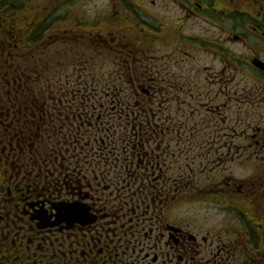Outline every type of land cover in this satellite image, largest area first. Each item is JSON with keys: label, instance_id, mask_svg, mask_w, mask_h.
Segmentation results:
<instances>
[{"label": "flooded vegetation", "instance_id": "obj_1", "mask_svg": "<svg viewBox=\"0 0 264 264\" xmlns=\"http://www.w3.org/2000/svg\"><path fill=\"white\" fill-rule=\"evenodd\" d=\"M2 3L0 264L219 263L220 250H200L209 232L199 239L172 214L177 191L160 187L158 163L171 160L142 158L140 173L115 195L114 180L127 176L114 174L110 160L98 162L95 142L89 156L83 151L78 98L68 91L82 80L81 49H2ZM149 3L154 12L136 0H107L90 17L95 45L105 38L107 49L125 50L127 36L141 39L132 63L139 62L140 81L152 71L157 112L174 120L156 127L160 136L170 133L176 147L178 132L187 133L189 173L193 166L264 167V0ZM110 59L111 67L118 63ZM95 122L91 116L90 130ZM252 180L261 192L264 173Z\"/></svg>", "mask_w": 264, "mask_h": 264}, {"label": "trees", "instance_id": "obj_2", "mask_svg": "<svg viewBox=\"0 0 264 264\" xmlns=\"http://www.w3.org/2000/svg\"><path fill=\"white\" fill-rule=\"evenodd\" d=\"M28 1L3 0L1 10L6 16V21L5 34L1 38L2 49H52L58 45L57 47L71 48L69 53L72 55L73 49H81V83L78 86H66V89L68 87V91L78 98L77 105L82 117L80 132L83 151L89 154L94 142L96 155H104L109 149L113 163L111 168L114 170L119 166L121 171L118 174L127 176L124 179L127 183L129 177L140 173L138 166H141L142 158L150 161L148 165L156 163L157 161L151 160L157 157L163 158V161L171 160L172 164L158 162L161 164L162 174L160 187L177 191V197L183 192L179 199L191 198L181 200L179 205L210 200L215 191V183L201 182L198 180L199 176L194 175L192 186L187 183L192 175L186 169L187 164L179 166L177 163L175 151L179 146H170V133L165 132V136L161 137L156 129L160 125L167 126L169 120L174 124V120L167 115L162 117L157 112L159 89L152 80L154 74H149L152 71L146 73L145 81H140L139 62L132 63V59L139 56V50L128 47L125 50L107 49L105 38H97L95 45L96 39L92 36L94 25L85 17L83 21L78 22L75 12H70L74 5H57L60 14L50 19L51 14L46 16L41 11L31 13L29 8L27 10V7L22 6ZM130 8L132 13L137 14L136 7ZM64 18L66 19L62 20ZM84 20H88L87 23H84ZM128 23L134 28L131 20ZM132 40L137 47L136 38L133 37ZM112 57L117 59L118 63H113L111 67L109 61ZM122 59L131 62L125 64ZM101 63L103 66H100ZM103 69L108 70L107 78ZM144 91L147 96L142 93ZM33 108L38 109L36 105ZM91 116L96 119L94 130H90ZM175 125L180 130L179 124ZM180 134L178 132L177 136ZM181 139L182 136L174 139L173 143L178 141L181 145ZM184 145L186 147V142ZM116 181L118 179H115L114 183ZM233 186L215 192L214 195L229 204V208L242 222L245 232L240 241L230 242V245L225 247L228 252L223 253L224 256L219 258L217 264H264V188L261 192H253L251 196L247 193L242 196L244 199H240L238 194L232 191L236 189V186ZM139 189L142 190L143 187ZM154 189L158 190L159 187L155 185ZM235 255L240 257L236 258Z\"/></svg>", "mask_w": 264, "mask_h": 264}, {"label": "rangeland", "instance_id": "obj_3", "mask_svg": "<svg viewBox=\"0 0 264 264\" xmlns=\"http://www.w3.org/2000/svg\"><path fill=\"white\" fill-rule=\"evenodd\" d=\"M144 1H147V3H144ZM136 2L138 4L140 3L141 5L145 6L147 9L154 12L153 6H151V4L149 3L150 0H136ZM72 5L74 6L73 8L70 7L71 8L70 12H75L76 14L75 18L78 19V22H80L83 21L84 17L90 20V17L93 15L94 11L100 12L105 10L107 8V0H80ZM22 6L27 7V10L30 9L31 13L32 11L36 13L41 11L46 16H49V14H51L49 16L50 19L52 17L56 18L60 14L59 10H57L58 9L57 5H49L48 3H46L45 0H31V1L29 0L28 3H24V5ZM23 9L26 10L25 8ZM65 19L66 18H64V20ZM86 21L88 20H84V23H87ZM196 23L197 21H195L194 27H196ZM77 33H79L78 30ZM132 39L133 38L130 36L129 37L127 36L125 38V45H127L126 47L130 49H139L141 46V39L138 40L136 38L135 40L136 43L139 45V47H135L132 44L133 42ZM148 41H151V43L154 41L152 36L148 38ZM57 46L58 45H55L54 48L52 49H71L68 48L67 46L66 48L65 46H60V47ZM148 46H150V42ZM100 66H103V64L101 63ZM103 73L107 78L108 70L103 69ZM186 139H187V133L182 134V139L180 142L181 145H178L179 148L176 149L175 151V157L178 158L177 163L179 166L186 165L185 163L187 161V158L190 157V155L188 154V150L184 145ZM109 151L110 150L107 149V152ZM98 157L102 158L103 155H99ZM212 167H216V168L213 171H211ZM204 168H206V170L203 172L201 177L205 180L206 179L209 180L210 183H215L214 190L217 193L223 190L225 187L230 188L235 183H240L242 184V186L252 191L254 188V181L252 179L255 178V181L259 182L261 173L262 172L264 173L263 166L251 167L247 165H237V164H231V165L227 164V165L209 166V167L199 166L198 171H202ZM255 170L257 175H255L256 174ZM214 193L212 194V197L209 198L210 200H205V201L199 200L197 202L183 203L174 212H172V214L177 215L179 221H182L184 225H188L189 230L192 231L190 232V234L195 236L198 235L197 237L199 239L201 238L199 234H201L203 237H206L204 233L209 232V240L207 239L206 243L200 248V250L201 249L205 250L203 252L205 256H207L206 253L207 248H208V253L210 255L211 254L215 255L218 252V250H220L221 256H223L224 252L226 251L228 252V250L225 247L229 246L230 242L240 241V239H242V234H244L245 232L242 222L238 219V216L233 211L230 210L229 204H225L222 200L215 197ZM242 194L245 195L246 193L242 192ZM188 199L191 198H182L179 199V202L181 200H188ZM179 202L177 203L178 205ZM117 204L118 203L116 202L114 206H116ZM255 214H257L256 211ZM213 236L214 238H212ZM238 257L240 256L237 255L236 258Z\"/></svg>", "mask_w": 264, "mask_h": 264}]
</instances>
